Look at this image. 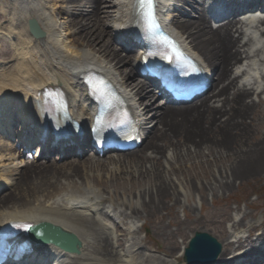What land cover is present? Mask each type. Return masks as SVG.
<instances>
[{
  "label": "bare ground",
  "instance_id": "1",
  "mask_svg": "<svg viewBox=\"0 0 264 264\" xmlns=\"http://www.w3.org/2000/svg\"><path fill=\"white\" fill-rule=\"evenodd\" d=\"M198 1L203 0H160L158 10L185 48L205 59L209 71L215 73V89L197 104L166 108L142 150L119 154L116 160L111 156L105 158L113 165L106 177L86 175L89 170H100L102 161L92 156L62 164L26 163L19 171L21 163L17 162V156L0 140V181L10 186L13 179L17 180L12 190L0 195V226L16 220L34 225L48 222L76 235L82 242L81 253L76 255L53 245L45 246L47 253L34 248L33 264H175L179 262L175 252L182 253L186 243L178 247L169 240L171 233L162 220L168 196L178 203L180 195L186 196L188 190L196 189L200 196L198 202L203 203L207 195L217 197L244 179L264 177V21L259 26H238L229 20L220 30L212 31L201 11L195 20L183 19V14L178 17L168 11L178 8V3ZM219 5L224 7V12L236 8V4H224L223 0ZM210 7L218 9L215 5ZM0 17L6 22L0 26V41H8L14 51L8 64H0L2 118L11 119L16 108L14 120L23 123L21 129L41 124L33 111L37 92L44 87H57L66 93L72 117L85 122L94 113L80 75L89 71L109 78L128 98L135 117L139 119L142 112L144 125L150 123L149 117L157 115L150 111L151 103L144 108H141L144 102L138 103V96L150 102L154 94L146 82L136 78L135 58L124 50L119 51L115 45L117 39L124 40L126 33L131 34L136 24L131 0H7L5 8H0ZM57 17H61V22ZM30 19H35L44 32L42 38L29 32ZM130 96L140 108L133 105ZM212 98L215 100L210 103ZM160 143L168 146L164 161L160 160ZM78 148V145L72 147ZM148 148L150 154L146 153ZM190 157L195 165L194 161L198 160L203 171L209 169L211 177L207 181L195 171L197 165H185ZM145 162L150 163L149 168ZM82 164L86 166L85 174ZM131 166L135 167L133 172L129 170ZM64 174L70 176L61 180ZM198 176L201 182L192 185L193 178ZM125 184L136 186L132 187L135 191L126 190L127 196L121 200L127 210L101 207L105 202H115L104 193L109 186ZM94 185L103 189L96 190ZM147 206L150 212L161 215L160 225L152 228L151 233L158 237L164 235L168 240L164 257L145 251L138 236V217L146 214ZM167 213L169 225L173 224L175 231L200 224L201 217L189 222L180 219L175 210L168 209ZM239 214L241 219L236 218ZM247 215L239 207L227 208L217 214L219 219L214 215L203 222L222 236L212 230V236L222 246L216 264L259 261L264 264V216L262 222L251 223L244 221ZM206 228L207 225L199 230ZM242 229L246 235H240Z\"/></svg>",
  "mask_w": 264,
  "mask_h": 264
},
{
  "label": "rangeland",
  "instance_id": "2",
  "mask_svg": "<svg viewBox=\"0 0 264 264\" xmlns=\"http://www.w3.org/2000/svg\"><path fill=\"white\" fill-rule=\"evenodd\" d=\"M6 4H7V0H0V8L4 9ZM56 20H58V22H61L60 21L61 17H57ZM5 23L6 22L4 18L0 17V26H2ZM7 44H8L7 41H3V42L0 41V48H1L0 50L7 49ZM11 60H12L11 55L5 54L2 51H0V63L1 64L3 65L8 64ZM254 98L256 97L254 96ZM214 100L215 99L212 98L210 103H212ZM249 122L250 120L248 119V123ZM257 129H258V126H257ZM160 144H161L160 160L164 161L163 156L167 153L168 146L166 145V143H160ZM147 151L150 152V150H147ZM170 151L173 152L172 149H170ZM126 157L124 159L125 164H127V161H128ZM113 160H114V157H113ZM193 160L194 159H191L190 157L185 165L186 166L191 165V164L193 166L197 165L196 167L198 168L195 167V171H197L199 174L201 173L200 174L201 176L204 175L205 181H207L208 177H211L210 176L211 174H209L210 171H207L209 169H204L203 171L202 166L201 165L199 166L197 163L198 160L194 161L196 162V165L193 163ZM82 165H83L82 173L85 174L86 166L84 164ZM145 165H146V168L150 167V163L148 162H145ZM99 167H100V170L98 171L95 169L89 170L86 173V175L89 178H94V177L97 178L98 175H102L103 177H106L109 174V171H108L109 167L112 168L113 165L112 164L110 165L108 161L106 162L105 160H102ZM134 168L135 167L131 166V168H129L130 172H133ZM143 168L144 166L141 167L142 170H144ZM65 169L66 167H64V170ZM205 172H207L206 175H205ZM62 173H63V170H62ZM175 173L176 172H174V174ZM65 176L66 175L64 174L63 178L60 177L61 180L62 179L64 180ZM69 176L70 175H67L66 177H69ZM149 176L150 177L152 176L151 172H149ZM189 176L193 177V174L189 172ZM200 177L198 176L196 178H193L192 185L201 182ZM77 179H79L80 181L82 180L81 178H77ZM137 180L140 181L139 179ZM142 183L143 181H141V184ZM146 184L149 185L147 177H146ZM94 187L97 188V190L99 189V186L94 185ZM132 187H136V186L135 185L131 186L130 184L112 186V187L109 186V188H107V190L104 193L105 195H108L107 194L108 192H112L108 196L114 199L122 200L124 195L127 196L126 194H124V193H127L126 190L128 189L130 191L136 190V188L133 189ZM187 190H188V187H187ZM187 193L188 195L186 196H182V195L179 196L178 203L175 201L174 197L168 196L165 199L166 209L162 211L164 215V218H162L163 223L166 226V229L169 230L168 232L171 233L170 234L171 237L169 238V240L173 243L175 242L178 247H180L183 243H187L189 239L194 235L195 232L200 231L199 228H205L206 225H207L206 230H202L200 232H206L212 235L213 234L212 230H213L214 233L218 234V232L214 230L211 225L203 224V222L206 219L209 221V219L213 217L214 215H216L217 217V214H222L223 211H225L227 208L234 209L235 207H239L240 209L245 211L248 215L246 218H244V221L246 220L251 223H260L263 220V216H264V177H261L260 179H244L242 180V182L237 183L235 187L231 188L230 191L226 193H219L218 196L214 198H212L211 195H207L206 199L202 203L203 206L201 205V202H198L200 196L196 189L194 190L190 189L188 190ZM180 201L181 203H179ZM147 209H148V206H147ZM168 209L175 210L179 218L182 219L183 221L185 220V221L190 222L192 220H195L196 219L195 217L197 218L201 217V220L199 221L200 224L196 223L194 225H191L190 227L188 226L189 228L186 225L184 229H182L181 232L175 231L176 227L173 224L169 225L170 216H168V213H167ZM159 216L161 215L158 213L155 214L154 212H150L149 209L146 210V214L140 215V217H138L139 218L138 224L140 225V229L138 230V236L143 241H145V249H144L145 251L150 252L157 256L164 257L165 253L167 252V250L165 251V248L167 249L168 247L167 245L168 240L164 237V235L158 237L151 233L152 228L158 227L160 225L159 219H158ZM236 216H235L236 218L241 219L240 214ZM220 226H221L220 229L223 230L222 225ZM218 236L222 238V236H220L219 234ZM162 249H164V251H162ZM177 252H175L176 257L180 253V252L178 253Z\"/></svg>",
  "mask_w": 264,
  "mask_h": 264
},
{
  "label": "water",
  "instance_id": "3",
  "mask_svg": "<svg viewBox=\"0 0 264 264\" xmlns=\"http://www.w3.org/2000/svg\"><path fill=\"white\" fill-rule=\"evenodd\" d=\"M31 32L36 37H42L44 33L37 26L35 21H30ZM49 228L50 225H48ZM54 232L59 234L61 237H68V241H59V245L64 247L66 250L71 252H77L80 245L79 241L73 236L62 229L55 227ZM216 240H214L208 234L198 233L196 237L192 240L190 247L186 251V256L188 261L196 260L201 263H209L213 261V257L217 253L219 247Z\"/></svg>",
  "mask_w": 264,
  "mask_h": 264
},
{
  "label": "snow or ice",
  "instance_id": "4",
  "mask_svg": "<svg viewBox=\"0 0 264 264\" xmlns=\"http://www.w3.org/2000/svg\"><path fill=\"white\" fill-rule=\"evenodd\" d=\"M139 2L143 6V8H144L146 14L149 16V18H152L154 0H139Z\"/></svg>",
  "mask_w": 264,
  "mask_h": 264
}]
</instances>
